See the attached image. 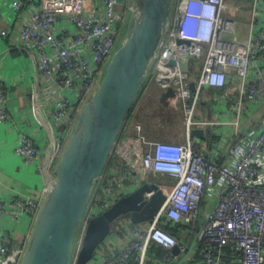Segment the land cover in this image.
Returning <instances> with one entry per match:
<instances>
[{"label":"built area","instance_id":"2783aa9c","mask_svg":"<svg viewBox=\"0 0 264 264\" xmlns=\"http://www.w3.org/2000/svg\"><path fill=\"white\" fill-rule=\"evenodd\" d=\"M11 4L23 20L0 34L33 46L44 117L58 135L61 151L123 39L129 7L124 10L126 0ZM233 12L237 17L229 14ZM184 56L189 71L180 69ZM154 79L157 89L149 86ZM170 86L174 95L164 106L174 112L175 124L160 123L158 133L136 118L122 126L81 219L72 264L89 220L144 183L157 186L144 193L146 200L157 189L163 192L159 209L137 223L129 215L114 219L86 264H169L176 260L175 245L178 257L190 264H264V113L259 120L253 117L264 107V0H174L143 90L155 92L159 101ZM6 97L0 83V103ZM9 118L1 105L0 120ZM193 128L204 129V138L193 136ZM230 135L236 138L227 145ZM14 151L43 172L42 150L30 134H20ZM39 205L32 197L4 201L0 196V213L11 218L25 212L36 216ZM168 221L190 224L188 240L196 234L194 252L185 256L188 240L165 230ZM154 247L164 252L158 255ZM23 249L12 245L0 228V264H20Z\"/></svg>","mask_w":264,"mask_h":264},{"label":"water","instance_id":"95a60500","mask_svg":"<svg viewBox=\"0 0 264 264\" xmlns=\"http://www.w3.org/2000/svg\"><path fill=\"white\" fill-rule=\"evenodd\" d=\"M174 0H129V13L123 40L117 45L91 97L82 106L76 123L60 151V140L51 124L40 112V73L34 52L21 46L35 66L34 111L46 129L49 147L43 158L47 182L34 223L23 249L20 264H72L73 245L79 225L89 205L98 179L103 172L113 145L126 117L143 87L165 36ZM180 69L189 71V58L184 56ZM190 86L195 90V82ZM174 95L172 86L159 96L167 105ZM207 128L206 132H210ZM193 136L204 138V129L193 128ZM208 157L207 151L203 152ZM226 154L227 151L223 150ZM144 183L122 196L108 209L89 220L76 264H86L96 246L109 232L111 222L120 215H129L134 223L151 218L164 200L157 189L148 200L144 193L156 188ZM211 204L209 207L211 208ZM197 227L201 219H196ZM188 240L189 255L196 238ZM180 255L178 245L172 248ZM182 258L169 264H190Z\"/></svg>","mask_w":264,"mask_h":264},{"label":"crops","instance_id":"0c3cea01","mask_svg":"<svg viewBox=\"0 0 264 264\" xmlns=\"http://www.w3.org/2000/svg\"><path fill=\"white\" fill-rule=\"evenodd\" d=\"M11 1L0 0V30L13 29L23 20V13L14 9ZM21 46L34 52L33 46L20 44L0 34V83L7 94L5 103H0V106L10 112L9 119L0 120V196L4 201L32 197L40 203L47 187L44 173L38 172L33 163L26 162L14 151L22 132L34 138L43 157L50 144L48 133L34 111L35 66L31 55L18 48ZM39 105L44 117L46 102L40 94ZM230 131L225 129L224 132ZM235 138V135H230L226 144ZM34 219L35 216L29 212L22 213L18 218L1 212L0 228L10 235L12 245L25 247Z\"/></svg>","mask_w":264,"mask_h":264},{"label":"trees","instance_id":"16d2710c","mask_svg":"<svg viewBox=\"0 0 264 264\" xmlns=\"http://www.w3.org/2000/svg\"><path fill=\"white\" fill-rule=\"evenodd\" d=\"M128 0H126V4L124 7V10L128 9ZM155 92L153 93H145L143 90V87L141 88L135 102L133 103L126 120L124 122L123 127L128 124V122L131 119L136 118L137 121H142L144 124L148 125L150 128H152L154 133H158L160 130L161 124L164 123L166 125H173L175 124L174 121V112L172 110L167 109L166 106H164L162 103H160L155 98ZM138 109V113L136 114V110ZM146 114V115H145ZM152 114V115H149ZM143 115H145L143 117ZM149 116L151 117H157L158 121L151 122ZM212 140H216V137H213ZM163 227L165 230H167L169 233L174 235L178 240L181 241H187L188 240V233L189 230H191V226H189L186 223L182 222H175L172 223L171 221H168L167 223L163 224ZM154 250L157 251L158 255L162 254L164 252V249L159 247H154ZM196 257H198V253L196 252Z\"/></svg>","mask_w":264,"mask_h":264},{"label":"rangeland","instance_id":"374dc122","mask_svg":"<svg viewBox=\"0 0 264 264\" xmlns=\"http://www.w3.org/2000/svg\"><path fill=\"white\" fill-rule=\"evenodd\" d=\"M226 1H229V2H232V3H239V2H242V1H244V2H246V1H248V0H226ZM127 5H128V7L130 6V3H129V1H128V3H127ZM128 11V10H127ZM128 13H129V11H128ZM231 16H235V17H237V13L236 12H233V13H229ZM123 36V35H122ZM123 39H121V41H122ZM156 84H157V82H156V79H154V80H152L151 81V83H150V88H154L155 87V89H157L156 88ZM215 96V95H214ZM214 103H217V101H216V99H214ZM83 105V104H82ZM263 113H264V107H261V109L259 108L258 110H257V112L255 113V114H253V117L256 119V120H259L261 117H262V115H263ZM149 115H152V114H149ZM148 118H150V121L151 122H155L156 123V121H158V119H157V117H151V116H149ZM66 143V142H65ZM65 145V144H64ZM180 257V256H179ZM178 256H175V259L177 258H179Z\"/></svg>","mask_w":264,"mask_h":264}]
</instances>
